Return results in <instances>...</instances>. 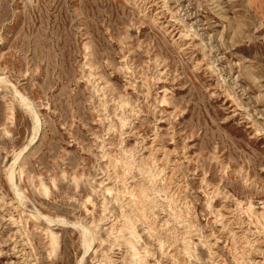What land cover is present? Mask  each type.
<instances>
[{"label":"rangeland","instance_id":"obj_1","mask_svg":"<svg viewBox=\"0 0 264 264\" xmlns=\"http://www.w3.org/2000/svg\"><path fill=\"white\" fill-rule=\"evenodd\" d=\"M0 264H264V0H0Z\"/></svg>","mask_w":264,"mask_h":264},{"label":"bare ground","instance_id":"obj_2","mask_svg":"<svg viewBox=\"0 0 264 264\" xmlns=\"http://www.w3.org/2000/svg\"><path fill=\"white\" fill-rule=\"evenodd\" d=\"M18 96L20 97V100H21V102H25V99H24V97L23 96H21V95H19L18 94ZM28 105V104H27ZM26 107H28V108H30L29 107V105L28 106H26ZM39 117H38V115L36 114L35 115V124H36V128L34 129V138H33V140H35V138H36V136H37V133H38V126H39ZM38 127V128H37ZM10 176V179H13V171H11V173L9 174ZM112 191V190H111ZM15 193L18 195V198H19V201L20 202H22V197H21V195L22 194H20L19 193V191H17V189L15 190ZM118 194V193H117ZM117 194L115 195V196H117ZM135 203V202H134ZM45 218V220H47L50 224H52L54 221L52 220V219H50V218H48V217H44ZM59 223H64V221H61V222H59ZM132 225V224H131ZM78 227V226H77ZM78 228H80V227H78ZM130 228V227H129ZM80 231H81V233H82V236H83V245H84V247L86 248V252L88 253L89 252V249L91 248V245H92V239H90V236H91V231L89 230V229H84V228H80ZM123 233V232H122ZM130 241V240H129ZM131 244V243H130ZM128 245H129V243H128ZM131 246V245H130ZM131 248V247H130ZM91 250V249H90ZM132 250H134V252L135 251H137L136 249H134V247H133V249ZM85 252V253H86ZM131 252H133V251H131ZM136 257V256H135Z\"/></svg>","mask_w":264,"mask_h":264}]
</instances>
